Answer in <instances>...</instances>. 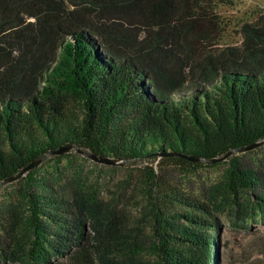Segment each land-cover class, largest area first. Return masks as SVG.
I'll use <instances>...</instances> for the list:
<instances>
[{"label":"trees","instance_id":"obj_1","mask_svg":"<svg viewBox=\"0 0 264 264\" xmlns=\"http://www.w3.org/2000/svg\"><path fill=\"white\" fill-rule=\"evenodd\" d=\"M232 2L0 0V186L23 202L20 223L0 213V264H218L212 208L154 165L228 162L264 216V175L235 156L264 142V7L223 49ZM64 147L145 164L142 219L59 191L37 166L15 179Z\"/></svg>","mask_w":264,"mask_h":264},{"label":"rangeland","instance_id":"obj_2","mask_svg":"<svg viewBox=\"0 0 264 264\" xmlns=\"http://www.w3.org/2000/svg\"><path fill=\"white\" fill-rule=\"evenodd\" d=\"M263 7L264 0H233L231 6L220 7L223 34L219 47L240 45L241 26L253 23ZM63 155L62 159L49 156L37 166L41 180L65 194L77 191L89 195L127 221L146 214L147 202L141 191L145 164L106 165L75 151ZM235 156L241 168L264 175V143ZM154 170L161 182L210 205L217 222L218 264H264V216L256 206L257 194H247L229 183L228 162L196 171L174 164L154 165ZM18 187L14 183L0 186V213L12 218L14 212L20 223L23 202Z\"/></svg>","mask_w":264,"mask_h":264},{"label":"water","instance_id":"obj_3","mask_svg":"<svg viewBox=\"0 0 264 264\" xmlns=\"http://www.w3.org/2000/svg\"><path fill=\"white\" fill-rule=\"evenodd\" d=\"M263 143H264V142L259 143V144H256V145L251 146V147L246 148V149H242V150H240L239 152L249 151V150H251V149H253V148H255V147H258V146L262 145ZM70 150H71L70 147H64V148H62V149H60V150H58V151H55V152H48L47 155H46L45 157H43L42 159H40V160H38V161H35V162L31 163L30 165H28L27 167H25V168L21 171V173H20L17 177H15V179H16V178H19V177H21V176H23V175H24L25 173H27L29 170H31L32 168H34V167L38 166L39 164H41L44 160H46V158H47L49 155H61V154H65V153L69 152ZM79 153L82 154V152H79ZM83 155L87 156L88 158H90V159H92V160H94V161H96V162H98V163H103V164H106V165H112V164L114 163L113 161H111V160H109V159H105V158H97V157H95V156H93V155H89V154H83ZM191 161H195V160H191ZM212 163H213V162H212ZM10 181H11V180H7V181L5 182V184L8 183V182H10Z\"/></svg>","mask_w":264,"mask_h":264}]
</instances>
